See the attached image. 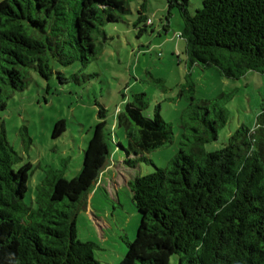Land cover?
<instances>
[{
    "label": "trees",
    "instance_id": "16d2710c",
    "mask_svg": "<svg viewBox=\"0 0 264 264\" xmlns=\"http://www.w3.org/2000/svg\"><path fill=\"white\" fill-rule=\"evenodd\" d=\"M127 1L0 0V112L12 92L25 88L29 69L48 80L51 61L66 66L94 58L93 34L105 36L103 25L119 20ZM188 4L168 0L179 11L189 63L226 78L264 73V0H203L193 14ZM140 23L145 31L150 19L139 10L134 26ZM140 95L116 116L129 167L173 136L157 111L143 115ZM206 102L192 117L204 129L193 128L199 135L189 151L180 147L166 167L128 182L139 223L118 264H168L175 253L180 264H264V124L242 125L222 147L206 151L202 143L217 139L218 126ZM105 111L98 112L78 173L41 182L34 205L24 202L31 164L14 167L18 156L0 120V264H101L95 243L77 238L75 215L110 156ZM216 114L223 120L222 110ZM63 129L56 121L53 137Z\"/></svg>",
    "mask_w": 264,
    "mask_h": 264
},
{
    "label": "rangeland",
    "instance_id": "374dc122",
    "mask_svg": "<svg viewBox=\"0 0 264 264\" xmlns=\"http://www.w3.org/2000/svg\"><path fill=\"white\" fill-rule=\"evenodd\" d=\"M202 1L189 0V12L193 14ZM127 7L119 20L103 25L105 36L93 34L94 58L85 63L76 59L66 66L51 61L53 73L48 80L29 69L25 88L12 92L0 112L7 139L18 156L14 167L31 164L24 202L34 205L41 182L71 179L78 173L98 112L105 108L113 137L109 163L75 215L77 238L95 243L94 257L101 264H118L136 234L139 215L128 182L166 167L180 147L189 151L190 140L199 135L193 128L204 129L198 119H192L202 111L198 107L202 101H207L210 116L218 122L217 139L202 143L206 151L222 147L242 125L264 124V73L249 70L226 78L213 67L189 63L185 40L177 36L181 17L176 7H168V0H128ZM139 10L150 19L145 31H139L143 23L134 26ZM55 71L67 80L61 81ZM141 93L143 115L153 117L157 111L173 136L129 167L123 163L125 151L118 147L119 141L125 144L126 140L116 116ZM219 109L223 120L216 114ZM58 120H63L64 129L53 137ZM168 264H180L179 255L172 254Z\"/></svg>",
    "mask_w": 264,
    "mask_h": 264
},
{
    "label": "water",
    "instance_id": "95a60500",
    "mask_svg": "<svg viewBox=\"0 0 264 264\" xmlns=\"http://www.w3.org/2000/svg\"><path fill=\"white\" fill-rule=\"evenodd\" d=\"M108 163H109V159H105V161L103 162V164L100 167V170L101 171L104 170L106 168V166L108 165Z\"/></svg>",
    "mask_w": 264,
    "mask_h": 264
},
{
    "label": "built area",
    "instance_id": "2783aa9c",
    "mask_svg": "<svg viewBox=\"0 0 264 264\" xmlns=\"http://www.w3.org/2000/svg\"><path fill=\"white\" fill-rule=\"evenodd\" d=\"M177 36H179V34H177Z\"/></svg>",
    "mask_w": 264,
    "mask_h": 264
}]
</instances>
